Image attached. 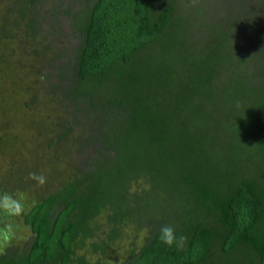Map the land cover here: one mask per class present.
Instances as JSON below:
<instances>
[{
    "label": "trees",
    "instance_id": "obj_1",
    "mask_svg": "<svg viewBox=\"0 0 264 264\" xmlns=\"http://www.w3.org/2000/svg\"><path fill=\"white\" fill-rule=\"evenodd\" d=\"M220 1L222 19L212 0H0V133L13 110L42 124L8 98L31 91L38 60L55 58L47 33L68 23L77 41L57 69L68 85H51L72 124L36 127L59 145L45 138L49 150L29 151L47 177L22 216L32 241L21 248L16 236L0 264H105L144 227L124 264H264V37L240 38L242 19L261 15L242 11L238 27L235 0ZM4 135L22 175L27 158ZM69 137L95 148L82 167L61 150ZM163 225L187 236L182 249L161 243Z\"/></svg>",
    "mask_w": 264,
    "mask_h": 264
},
{
    "label": "rangeland",
    "instance_id": "obj_2",
    "mask_svg": "<svg viewBox=\"0 0 264 264\" xmlns=\"http://www.w3.org/2000/svg\"><path fill=\"white\" fill-rule=\"evenodd\" d=\"M213 4L215 6V15L212 16L216 17L217 19H222V15H216L217 12L221 13V9H223L222 6H220L221 1L219 0H212ZM233 0H226L225 2L229 4ZM158 1H155V4H157ZM182 4V1L180 2ZM47 6H49L47 4ZM78 5L77 7H79ZM51 6H49L46 9H49ZM205 11L211 12L212 6L205 5ZM231 8L233 9V17L232 21L234 24H237L239 27V23H241L242 20H244L242 23L243 27L240 28L241 35L240 38L243 39V41H249L250 43H255L258 41V37H264V0H235V3L231 5ZM40 8H38L39 10ZM78 9V8H77ZM242 11L246 12H254L261 15L258 19L251 21L252 17L249 18V16L244 17L243 19L240 18L244 14ZM42 14V13H41ZM239 17V18H238ZM242 19V20H241ZM49 19H45L43 22L42 27L44 29V32L50 31L49 26L47 25ZM248 20V21H247ZM40 21V20H39ZM64 22V21H63ZM236 25V26H237ZM43 32V33H44ZM74 34L68 23H64V26L61 28V32H58V34H48L45 36V40L47 44L52 45L54 48L53 53L55 52V58L54 57H46L43 63L40 64V60H38V69H33V74L35 75L31 80L34 81V90L25 92L22 96H13L8 98V101L11 106H15V109L18 108L25 111L28 115L33 117V120H41L42 124L38 123V126H34L31 120V125H29V118H25L23 116L18 115L20 112H16L13 110V113H9V116L12 118V122L9 126V129L6 130L7 133H0V137L5 136L9 141V144H11L12 147H21V151L19 156H24L27 158V167H30L29 171H22V175L19 171V169L14 167V163L11 165V162H15V157L12 155L11 148L10 147H0V151L3 150V152L0 153V188L6 191H13L18 193L19 197L23 200L25 203L26 209H28L31 205V196L35 198L36 192L41 193L39 191V185L33 182L34 180L30 179L29 174L30 173H37V170H34L32 168V162L34 159V155H31L30 153H39L44 152V149H50L47 145L48 141L45 142V138L53 139L55 141V145H59L58 142V136L56 133H51L50 135H47L46 137L40 139L37 135L36 129H48L50 128V125L52 124L55 126L57 123L61 124V126H64V124H72V118H70V108H66L65 106H62L63 104L60 102L61 99H63V95H61V89L56 90L55 95L52 93L51 85H59L62 88L64 86L68 85V82L61 81L58 77L57 69L59 67H62L64 64H68L72 61L74 58V53L72 52L77 44L76 39L74 36L71 35ZM19 37V36H18ZM17 38L14 39L15 42L18 43V45H21L24 43L21 39L19 40ZM251 43V44H252ZM25 47L27 46L24 44ZM58 46V47H57ZM23 47V46H22ZM24 47V48H25ZM57 48V49H56ZM249 47L248 51L253 52L254 48ZM44 76V78H41V76ZM64 83V84H63ZM34 95V96H33ZM38 96V99L33 101V98ZM9 96V95H8ZM53 99L52 103L50 102ZM31 103V108L27 109V104ZM49 113V114H48ZM49 115V118L47 119L46 116ZM42 116V117H41ZM45 116V118H43ZM16 118L18 119L19 124H16ZM37 118V119H36ZM46 119V121H44ZM77 125V126H76ZM74 125V128L76 129L75 132L78 134V124ZM83 130H89V128L86 127V125H82ZM93 124H91V127ZM36 128V129H35ZM25 130V131H22ZM88 135V132H84ZM55 134V135H52ZM38 137V138H37ZM78 137V136H77ZM81 136L78 137L80 139ZM24 139V140H23ZM77 140V139H76ZM75 137L71 139V137L68 138L67 142L64 143V145L61 147L62 151H66L67 148H72V152H70V160L73 163V166H80L82 167L84 162L88 160L89 156L93 154V150L95 149L92 146H88L84 149L80 148V145L76 143ZM26 141V142H25ZM20 144H23L24 147ZM40 147H39V146ZM66 147V148H65ZM24 148V149H23ZM64 148V149H63ZM23 150V151H22ZM26 150V152H25ZM53 150H55L53 148ZM53 150H50L53 152ZM10 151V152H9ZM30 151V153H29ZM39 155V154H38ZM35 162H38L40 164V167H42L44 164L41 161V158L36 157ZM17 161V160H16ZM42 163V164H41ZM11 165V166H10ZM42 172V169L41 171ZM43 172H46V169H43ZM6 187V188H5ZM45 188V186H43ZM17 223L19 224V229L17 231L16 236L18 237V241L21 248L26 247L29 243L32 241V235L28 227H25L22 223V217L17 220ZM145 229L141 230L140 233H137V236H133L132 234L126 233L124 236V241L117 242L113 244L107 254L103 257L102 262L105 264H124L129 260V250L131 246L138 247L139 250L142 243H144V238L148 234V228L144 227ZM101 258V257H100ZM91 260H93L91 258Z\"/></svg>",
    "mask_w": 264,
    "mask_h": 264
},
{
    "label": "clouds",
    "instance_id": "obj_3",
    "mask_svg": "<svg viewBox=\"0 0 264 264\" xmlns=\"http://www.w3.org/2000/svg\"><path fill=\"white\" fill-rule=\"evenodd\" d=\"M39 186H44L47 177L35 172L29 174ZM35 204V201H33ZM26 213V207L18 193L0 189V255L4 254L5 248L15 238L19 229L17 220ZM159 239L167 247L182 249L187 243V236L177 235L172 225H163L160 228Z\"/></svg>",
    "mask_w": 264,
    "mask_h": 264
}]
</instances>
